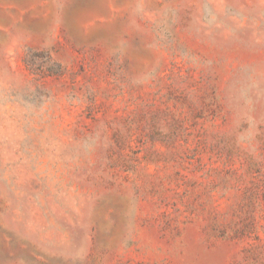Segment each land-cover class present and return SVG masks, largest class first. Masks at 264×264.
Here are the masks:
<instances>
[{"label": "rangeland", "instance_id": "1", "mask_svg": "<svg viewBox=\"0 0 264 264\" xmlns=\"http://www.w3.org/2000/svg\"><path fill=\"white\" fill-rule=\"evenodd\" d=\"M0 264H264V0H0Z\"/></svg>", "mask_w": 264, "mask_h": 264}]
</instances>
